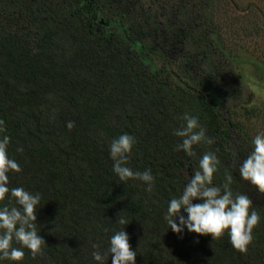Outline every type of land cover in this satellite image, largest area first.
Instances as JSON below:
<instances>
[{
    "label": "trees",
    "instance_id": "1",
    "mask_svg": "<svg viewBox=\"0 0 264 264\" xmlns=\"http://www.w3.org/2000/svg\"><path fill=\"white\" fill-rule=\"evenodd\" d=\"M154 2L151 13L146 0H0V136L22 168L9 187L40 194L37 231L48 245L43 257L24 248L22 261L0 264H98L92 252L106 253L121 230L136 264H264V194L239 173L253 146L226 114L240 80L214 41V0ZM205 40L217 55L208 66ZM185 113L215 139L195 146V157L176 151ZM125 133L137 141L129 167L155 177L151 193L113 171L109 146ZM207 151L220 161L214 184L231 173L233 193L261 217L247 254L227 234L177 235L165 220ZM119 213L129 224L117 223Z\"/></svg>",
    "mask_w": 264,
    "mask_h": 264
},
{
    "label": "clouds",
    "instance_id": "2",
    "mask_svg": "<svg viewBox=\"0 0 264 264\" xmlns=\"http://www.w3.org/2000/svg\"><path fill=\"white\" fill-rule=\"evenodd\" d=\"M183 121L173 131V135L181 141L177 144L176 151L182 150L188 157H195V146H210L215 143V139L206 134L207 129L198 117L185 113ZM4 125L5 121L0 119V133L6 132ZM67 127L69 130L73 129L75 122L69 121ZM10 143L8 135L0 136V260L20 262L25 257L24 248L35 259L46 255L48 245L37 231L40 194H33L22 187H9L10 174L22 172L18 162L9 156ZM136 143V138L127 133L112 140L109 151L113 171L120 181L143 182L145 190L151 193L155 185L151 170L141 172L129 167ZM18 151L22 152L23 149ZM219 164L215 152L204 153L181 194L169 201L165 220L177 235L183 234L187 229L188 232L201 236L211 235L214 241H218L227 234L232 246L238 252L247 254L254 240L253 231L260 224L261 217L247 195L233 193L230 188L233 180L231 173H226V182L222 186L214 184ZM239 173L245 181L264 194V134L254 137L253 150L243 160ZM197 200L202 203H194ZM121 213L118 214L117 223L129 224ZM183 213H187V216ZM14 243L22 247H15ZM98 247L93 245V248ZM109 255L112 264H136L137 252L132 249L130 236L125 230L116 231L111 236L106 253L92 252L98 264H106Z\"/></svg>",
    "mask_w": 264,
    "mask_h": 264
},
{
    "label": "rangeland",
    "instance_id": "3",
    "mask_svg": "<svg viewBox=\"0 0 264 264\" xmlns=\"http://www.w3.org/2000/svg\"><path fill=\"white\" fill-rule=\"evenodd\" d=\"M146 3L154 13L156 2L146 0ZM208 18L214 25V41L228 55L226 60L235 67L240 80L235 84L241 92H238L240 99L232 98L227 105L232 107L226 114L243 127L253 146L254 137L264 134V0H214ZM208 43L207 40L202 43L208 53L205 66L217 57ZM155 52L151 55L157 62Z\"/></svg>",
    "mask_w": 264,
    "mask_h": 264
}]
</instances>
